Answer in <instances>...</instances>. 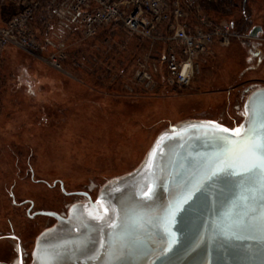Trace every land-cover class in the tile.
<instances>
[{"label": "rangeland", "instance_id": "obj_1", "mask_svg": "<svg viewBox=\"0 0 264 264\" xmlns=\"http://www.w3.org/2000/svg\"><path fill=\"white\" fill-rule=\"evenodd\" d=\"M199 3L201 12L185 20L196 26L206 16L215 34L187 87L170 78L161 41L117 24L84 38L62 27L48 2L36 13L34 54L15 45L1 48V262L13 264L16 244L7 235L16 234L27 254L23 264H31L35 239L57 223L30 216V202L23 201H33L31 213L69 214L84 202L73 192L88 191L95 199L108 180L134 169L170 125L241 122L247 97L264 86V0ZM19 8L17 0H0V28ZM255 26L261 30L252 37ZM146 69L152 72L147 85Z\"/></svg>", "mask_w": 264, "mask_h": 264}, {"label": "water", "instance_id": "obj_2", "mask_svg": "<svg viewBox=\"0 0 264 264\" xmlns=\"http://www.w3.org/2000/svg\"><path fill=\"white\" fill-rule=\"evenodd\" d=\"M243 109L234 127L170 125L94 203L65 217L40 211L57 223L39 234L31 264H264V157L250 151L264 144V86Z\"/></svg>", "mask_w": 264, "mask_h": 264}, {"label": "built area", "instance_id": "obj_3", "mask_svg": "<svg viewBox=\"0 0 264 264\" xmlns=\"http://www.w3.org/2000/svg\"><path fill=\"white\" fill-rule=\"evenodd\" d=\"M17 1L19 11L0 28V50L5 45H15L35 53L37 45L33 26L37 10L45 2L62 27L78 30L84 38L94 37L102 26L117 24L161 41L167 48L164 57L167 72L180 87L191 84L198 71V58L209 51L214 41L213 26L210 27L206 16L198 17L196 26L185 20L190 13L201 12L199 0ZM225 29L228 30L229 26L226 25ZM227 42L228 37H224L223 43ZM143 76L146 85L149 84L152 72L146 69Z\"/></svg>", "mask_w": 264, "mask_h": 264}, {"label": "flooded vegetation", "instance_id": "obj_4", "mask_svg": "<svg viewBox=\"0 0 264 264\" xmlns=\"http://www.w3.org/2000/svg\"><path fill=\"white\" fill-rule=\"evenodd\" d=\"M67 194H69V193H67ZM72 194H78V195H81V196H83V200H84V202H86L87 204H90V202L89 201H96V199H97V197L94 199L93 198V196L88 192V191H77V192H73ZM30 202V204H29V207H28V209H27V212H28V214L30 215V216H33V215H45V214H40L39 212L40 211H51V210H37V211H35L34 213H31V210H32V207H33V201H31V200H25V201H23V203H26V202ZM83 202V201H82ZM69 206H70V204L68 205V208H69ZM54 212H56V213H58L59 215H61V216H63V217H65L66 215H67V213L65 212V211H54ZM48 217H51V218H54L55 220H56V222H57V218L56 217H54V216H50V215H47ZM53 226V224L50 226V227H52ZM50 227H48V228H50ZM48 228H46V229H48ZM44 231V230H43ZM42 232V231H41ZM40 232V233H41ZM39 233V234H40ZM39 236V235H38ZM38 236H37V238H38ZM7 237H9V238H12L14 241H15V244H16V246H15V250H16V257H15V260L13 261V264H15L17 261L19 262L18 264H23V260H24V257H26L27 256V254L25 255V253H24V247L22 246V244H21V240H20V237L18 236V235H16V234H9V235H7ZM37 238L35 239V242H34V245H33V248H32V250H31V252H30V262L32 261V258H33V250H34V247H35V245H36V242H37ZM0 264H5V263H3V262H1L0 261Z\"/></svg>", "mask_w": 264, "mask_h": 264}, {"label": "snow or ice", "instance_id": "obj_5", "mask_svg": "<svg viewBox=\"0 0 264 264\" xmlns=\"http://www.w3.org/2000/svg\"><path fill=\"white\" fill-rule=\"evenodd\" d=\"M223 131H227V129H224ZM239 132V129L235 130L236 134H239ZM250 151L264 157V144H253L250 147Z\"/></svg>", "mask_w": 264, "mask_h": 264}, {"label": "bare ground", "instance_id": "obj_6", "mask_svg": "<svg viewBox=\"0 0 264 264\" xmlns=\"http://www.w3.org/2000/svg\"><path fill=\"white\" fill-rule=\"evenodd\" d=\"M174 124H175V123H174ZM139 163H140V162H139ZM139 163H138V164H139ZM132 170H133V169H132ZM92 202L94 203V200H93Z\"/></svg>", "mask_w": 264, "mask_h": 264}, {"label": "trees", "instance_id": "obj_7", "mask_svg": "<svg viewBox=\"0 0 264 264\" xmlns=\"http://www.w3.org/2000/svg\"><path fill=\"white\" fill-rule=\"evenodd\" d=\"M243 22H244V19H243Z\"/></svg>", "mask_w": 264, "mask_h": 264}]
</instances>
